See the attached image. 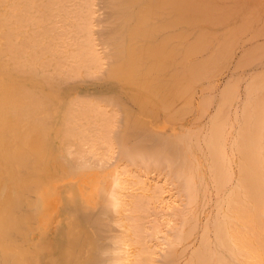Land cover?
Instances as JSON below:
<instances>
[{"label": "bare ground", "instance_id": "obj_1", "mask_svg": "<svg viewBox=\"0 0 264 264\" xmlns=\"http://www.w3.org/2000/svg\"><path fill=\"white\" fill-rule=\"evenodd\" d=\"M259 5L0 0V264H264Z\"/></svg>", "mask_w": 264, "mask_h": 264}, {"label": "rangeland", "instance_id": "obj_2", "mask_svg": "<svg viewBox=\"0 0 264 264\" xmlns=\"http://www.w3.org/2000/svg\"><path fill=\"white\" fill-rule=\"evenodd\" d=\"M241 1H252V2L254 1V3H256V4H259V3H260V5H259V8H260V6H261V4H262V2H263L264 0H241ZM260 1H261V2H260ZM263 7H264V5H263ZM262 11L264 12V8L262 9ZM101 13H102V10L97 11V14H98L97 17H98V19H100V22H101V20L103 19V17H101V15H103V14H101ZM99 14H100V15H99ZM100 22H99V28H100L99 30L103 29V26H102V24H100ZM101 26H102V27H101ZM97 27H98V26H96V28H97ZM249 33H250V32H249ZM247 34H248V33H247ZM247 34H245L244 36L242 35V36L240 37V40H239V45H240V43L242 44V45H240L241 47L244 45V46H243L244 48L242 47V48L244 49V51H245L247 45H249L250 43H252L254 40H255L254 42L257 41L255 37H249L250 34H249V35H247ZM246 35H247V36H246ZM263 35H264V34H263ZM251 36H252V35H251ZM243 37H244V38H243ZM248 38H249V39H250V38H252V39L255 38V39H254L253 41H252V39H251V41H250ZM262 38H263V41H264V37H262ZM262 38H261V39H262ZM241 39H243V40L245 39V40H246L245 43H242L243 40H241ZM245 44H247V45H245ZM240 46L238 47L237 52L240 53V54H242L244 51H243V49H242ZM240 51H242V52H240ZM237 52H236V51L234 52V53H235L234 59H235V57H237V54H238ZM238 55H239V54H238ZM235 60H236V63H237V64H238V62H240V60L237 59V58H236ZM231 61H233V59H231ZM231 65H233V66L231 67ZM231 65L226 66L228 72H226L227 70H226V67H225V68H223L224 70L221 69V70L218 71V73L221 72L220 75L217 73V74L214 75L215 77L213 76L214 78L217 77L216 75L219 76V77H217V80L215 79V82H217V84L214 82V78H213V77H212L213 79L211 78V80H212L211 82H212V84H213V91H210V92H212L214 95H217V94H218L217 92H219V90H220L219 87H222L226 82H228L229 79H230L231 77H233V74H236V73H237V74L240 75V74L243 72L241 75H243V77L246 78V75H247V77H248V75L250 74V71H253V70H250V69H249L250 71H248V69H246L245 67H243V69H241V67H239V69H238V68L236 69V68H235V67H236V64H234V62H233V63L231 62ZM234 65H235V67H234ZM258 65H259V66H262V65L264 66L263 63H262V65H261V64H258ZM258 65H257V66H258ZM259 66H258V67H259ZM252 67H253V68H252ZM254 67H255V66H251L250 68L255 69V70H256V68H258V67H256V68H254ZM228 68L231 69V73H230V71H229L230 69H228ZM244 68H245V69H244ZM233 69H234L235 71H234ZM225 70H226V71H225ZM255 70H254V71H255ZM244 71H246V72L248 71V74H247V73L245 74ZM239 72H240V73H239ZM228 73H230L231 77H229L230 75L228 76ZM244 75H245V76H244ZM227 77H228L229 79H228ZM225 78H227V79L224 80ZM219 79H220V80H219ZM222 80H223V82H222ZM227 80H228V81H227ZM213 82H214V83H213ZM218 82H219V83H218ZM216 86H217V88H216ZM241 87H242V86H241ZM241 87H240V89H241ZM214 88H215V89H214ZM217 90H218V91H217ZM214 91H215V92H214ZM212 93H211V94H212ZM215 103H216V102H215ZM188 119H189V118H188ZM159 129H160V128H159ZM115 150H116V149H115ZM154 175H155V174H153V176L150 175V176H152V177H150V179L155 181V180H157L158 178L156 177L157 175H156V176H154ZM154 177H156V178L154 179ZM160 177L163 178L162 175H161ZM160 177H159V179H161ZM168 191H169V190H168ZM174 192H176V191H174ZM167 194H168V193H167V191H166V193L163 192L162 195H165V196L167 197V198L165 199V200L167 201V203H165V207H168V208L171 210L172 207L170 206V205H171V203H170V201H169L170 198H169V196H168ZM176 194H178V193H174V195L172 196V199L176 196ZM168 198H169V199H168ZM168 203H169V204H168ZM166 204H167V206H166ZM168 205H169L170 207H169ZM163 206H164V205H163ZM163 206H162V207H163ZM165 207H164V210H163V211H165V212L170 211L168 208L165 209ZM167 209H168V210H167ZM160 217H161V219H158V220H159L160 222L162 221V224H163V220H162V219L165 220L166 218H164L163 216H160ZM160 217H159V218H160ZM166 220H167V219H166ZM166 220L164 221L165 224L167 223L166 225H169L170 222H168V221H166ZM164 228H165V227H164ZM104 239H105V238H104ZM104 239H103L102 241H107V240H108L107 237H106L105 240H104ZM121 263H122V261H121Z\"/></svg>", "mask_w": 264, "mask_h": 264}]
</instances>
